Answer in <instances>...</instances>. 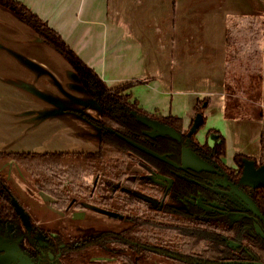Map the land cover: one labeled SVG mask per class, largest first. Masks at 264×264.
I'll return each instance as SVG.
<instances>
[{
  "label": "crops",
  "instance_id": "0c3cea01",
  "mask_svg": "<svg viewBox=\"0 0 264 264\" xmlns=\"http://www.w3.org/2000/svg\"><path fill=\"white\" fill-rule=\"evenodd\" d=\"M16 1L56 31L109 88L140 82L130 93L144 111L180 118L187 130L195 104L208 99L198 142L215 130L225 142L226 166L234 168L235 155L264 164V0ZM232 17L263 20L253 119L224 115ZM99 114L66 60L0 6V154L94 152L98 129L85 117L98 120Z\"/></svg>",
  "mask_w": 264,
  "mask_h": 264
},
{
  "label": "trees",
  "instance_id": "16d2710c",
  "mask_svg": "<svg viewBox=\"0 0 264 264\" xmlns=\"http://www.w3.org/2000/svg\"><path fill=\"white\" fill-rule=\"evenodd\" d=\"M0 6L21 19L41 43L51 47L66 60L83 90L100 109V119L94 121L98 127L96 153L0 154L2 226L10 224L16 227L19 223L9 202L6 182L1 177V168L7 163H13L23 170L31 178L35 190L51 199L53 207L57 210H64L69 206L71 198H78L79 193L86 191L81 183L82 175L97 174L107 181L119 180L126 176L138 178V174L132 169L141 167L140 160L148 162L159 175L172 177L173 191L179 197L189 198L192 194L206 193L199 185L180 179L177 173L166 165L131 149L114 134H110L109 130L159 155H164L177 164H180L182 159V146L188 144L196 156L201 159L206 157L217 168L228 171L234 183H238L243 160L254 161L242 155H235L234 169L226 168L222 163L225 142L217 131L207 132V136H218V143L212 149L206 143L200 145L194 135L188 137V132L183 131L180 118L161 116L157 112L148 113L138 106L132 99L130 90L140 85V82L134 81L109 88L95 71L76 56L62 37L27 6L16 0H0ZM262 32L263 20L259 17H232L227 22L224 90L229 107L225 106L224 115L228 119L254 118L262 73ZM208 104L209 100L204 99L198 101L193 108V117L200 114L203 124L204 111ZM132 112L168 126L181 135L183 142L177 144L167 138L148 141L142 136L143 126L131 116ZM260 116L258 115L259 118ZM85 119L90 123L93 121L87 117ZM135 180L126 182L135 185ZM207 194L214 196L210 191H207ZM249 195L264 217V189L250 191ZM130 200L131 207H123V211L127 213L128 226L118 233L71 226L72 231L61 233L58 238L51 237L50 248L58 250L60 245L63 246L60 249L61 264H264V238L256 232L255 226L258 223L243 208L240 212L244 216L240 215L228 224H222L221 221L210 223L201 221L200 218H197V223L194 224L188 218L202 217L203 212L190 203H187L186 210L164 205L161 213L153 206L146 211L136 207L144 203V200L134 195ZM230 203L234 204L231 200ZM230 242L236 244L237 248H231ZM97 256L111 259L98 261Z\"/></svg>",
  "mask_w": 264,
  "mask_h": 264
},
{
  "label": "flooded vegetation",
  "instance_id": "af4514ba",
  "mask_svg": "<svg viewBox=\"0 0 264 264\" xmlns=\"http://www.w3.org/2000/svg\"><path fill=\"white\" fill-rule=\"evenodd\" d=\"M131 116L134 117L137 123L143 126L144 131L142 132V136L148 141L154 142L158 139L167 138L173 142H176L177 144H181L183 142L182 137L179 142L172 140L169 137H156L152 139L149 136H147V134L151 133V129H149L147 126L136 120L137 116L138 117H144V116L136 115L134 112L131 113ZM99 119H100V114L98 120H93L91 122V124L95 126L97 129L98 127L96 126L94 121H99ZM148 120L164 125L156 120H152V119H148ZM190 127L187 130L183 129V131L188 132ZM109 133L114 134L116 138L123 141L131 149L163 165H166L173 172L177 173L180 179H183L187 183L199 185L200 187H202L204 191H206V193L207 191H210L214 194V196H210L209 194L206 195V193L203 192L201 193V195L192 194L189 196V198H181L176 192L173 191L174 180L172 177L170 176L164 177L159 175L157 170L153 166H151L148 162L144 160H140L141 167H136L132 169L135 173L138 174V178L126 176L119 180L107 181L97 174L87 173L82 175L81 183L83 184V187L86 191L84 193H79L78 198H71V202L69 206L66 207L64 210L55 209L52 205V200L40 194L34 188V190L41 196V198L45 200L48 207H50L52 210H54L60 215L63 214L66 215L70 213L73 214L74 216L81 215L87 209H94L103 215L109 216L110 218L127 221L126 220L127 213L123 211V207L124 205H128L131 207L130 199L134 195L137 198L144 200V203H140L136 207L143 209L145 211L153 206L156 207L162 213L163 211L162 209L164 205H168L173 209L186 210L187 203H190V205L195 206L197 209L203 212L202 217L188 218L194 224L197 223L196 221L197 218H200L201 221L203 220L210 223H217L218 221H221L222 224H228L234 219L240 217V215H243L240 212L241 208H243L246 211H248L251 214V217L254 219V221L258 223V225L255 226L256 232L258 235H260V237L264 238V223H263L264 217L262 216L263 219H260L255 215H253L240 202L239 199H237L236 197L231 195V193H229L228 184L232 186H236L237 183L233 182V180L231 179V175L228 171L217 168L216 165L213 164L212 161H210L206 157H203L204 159H201L198 156H196V154L192 152L191 150L192 148H190L188 144L187 145L184 144V146H182V152H181L182 159L180 164H177L171 161L170 159H168L164 155H159L153 152L152 150L121 136L120 134L114 133L113 130H109ZM195 136L196 134L194 135V139L196 140V142H198ZM207 137L208 136L206 135V138L202 144L199 142L198 143L200 145L205 144ZM125 140L132 142L133 144L140 146L160 157H164L166 160L173 163L176 167H173L168 163L162 162L152 156H149L141 152L140 150L129 145ZM97 151H98V147L97 150L94 152H80V153H96ZM38 154H47V153H38ZM48 154H54V153H48ZM223 158H222L223 165L228 169L229 168L234 169L226 166L225 163L223 162ZM12 164L13 163H7L6 165H12ZM6 165H4L3 167H5ZM258 165L259 164H256V166ZM127 180L130 181L135 180L136 184L132 185V182H126ZM5 186L8 189L7 192L9 194V202L11 204V198L15 199V197L13 196L11 190L8 188L6 184ZM239 190H241L245 195H247V197H249L250 191H259L261 189L252 190L244 186H239ZM215 195L217 196L216 198ZM227 196H229V198L231 197L230 200L233 201L234 204L230 203V200L229 198H227ZM249 199L251 200L250 197ZM17 203L23 209V207L20 205L18 201ZM253 204L255 205L254 202ZM11 207L19 223L16 227L11 226L10 224H6L4 226L0 224V239L5 241L9 248H12V245L13 246L15 245V248H17L19 255L15 258V260H12L11 256L5 258L4 252H0V264H61L60 249H62L63 246L60 245L58 250H53L52 248H50L49 246H50L51 237L58 238V236L61 233H65L69 230L72 231L73 228L71 226H77L79 228H83V227L78 226L76 224H71L66 226L65 228H62L60 231L45 230L37 225H34L28 218L31 226V229L28 231V229L22 224L19 216L15 213L12 204ZM125 207L127 208V206ZM23 211L25 212L24 209ZM84 229H92V228H84ZM229 246L233 249L237 248V245L231 242L229 243ZM45 248H48V250H46ZM109 259L111 258L105 256L96 257V260L98 261H107Z\"/></svg>",
  "mask_w": 264,
  "mask_h": 264
},
{
  "label": "rangeland",
  "instance_id": "374dc122",
  "mask_svg": "<svg viewBox=\"0 0 264 264\" xmlns=\"http://www.w3.org/2000/svg\"><path fill=\"white\" fill-rule=\"evenodd\" d=\"M201 133L202 129L196 135ZM1 177L25 210L29 220L45 230L60 231L68 225L76 224L98 231L120 232L128 226L127 221L110 218L94 209H87L78 216L70 213L58 214L48 207L45 200L34 190L31 178L16 165H6L1 168Z\"/></svg>",
  "mask_w": 264,
  "mask_h": 264
},
{
  "label": "water",
  "instance_id": "95a60500",
  "mask_svg": "<svg viewBox=\"0 0 264 264\" xmlns=\"http://www.w3.org/2000/svg\"><path fill=\"white\" fill-rule=\"evenodd\" d=\"M7 10V9H6ZM9 11V10H8ZM12 13V12H11ZM13 14V13H12ZM16 16V15H15ZM21 20V19H20ZM22 21V20H21ZM23 22V21H22ZM37 36V35H36ZM38 39V37H37ZM39 40V39H38ZM73 72V71H72ZM73 75L75 76L74 72ZM76 78V76H75ZM77 80V78H76ZM78 81V80H77ZM79 82V81H78ZM80 84V83H79ZM136 120L145 126H147L149 129H151V133L147 134L150 138L154 139L156 137H169L172 140L180 141L181 136L172 130L171 128L161 125L157 122H153L151 120H148L145 117H136ZM203 125V119L200 114L196 115L192 121V125L188 131L187 136H192L198 133V131L201 129ZM126 141V140H125ZM129 145L132 147L140 150L141 152L152 156L162 162L168 163L172 165L173 167H176L173 163L166 160L164 157H160L140 146H137L133 144L132 142L126 141ZM216 143H218V136L215 134H210L207 137L206 144L209 148H212ZM229 193L240 200V202L256 217L263 219L262 215L259 213L256 206L253 204V202L245 195L241 190H239V186H244L252 190L257 189H264V164L256 166L254 161L251 160H243V167L241 171V176L238 180V183L236 186L229 185ZM11 204L14 208L15 213L19 216L22 224L28 229V231L31 229L30 222L28 220L27 215L23 211V209L19 206L17 201L14 198H11ZM264 223V220H263ZM0 252H4L5 258L6 257H12V260H15V258L19 255L17 248H15V245H12V248H9L7 246V243L0 239ZM4 247V248H3Z\"/></svg>",
  "mask_w": 264,
  "mask_h": 264
}]
</instances>
